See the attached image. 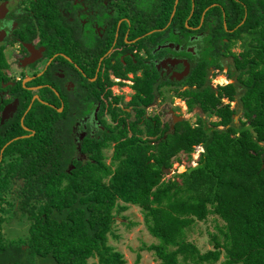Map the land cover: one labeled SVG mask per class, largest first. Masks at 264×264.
Returning <instances> with one entry per match:
<instances>
[{
    "label": "trees",
    "instance_id": "obj_1",
    "mask_svg": "<svg viewBox=\"0 0 264 264\" xmlns=\"http://www.w3.org/2000/svg\"><path fill=\"white\" fill-rule=\"evenodd\" d=\"M86 1L88 9L107 8L101 0ZM109 1L126 11L121 16L130 18L129 37L140 35L126 42L122 34L127 22H122L116 48L133 51L136 63L140 47L152 48L162 41V27L168 21L165 29L177 25L192 31L184 22L194 20L196 25L204 18L200 29L209 30L207 51L212 58L193 65L185 79L188 88L176 95L189 109L197 105L217 119L207 126L200 115L194 122L182 118L171 129L158 115H145V107L158 93L153 90L154 67L152 77L145 71L135 79L136 90L126 105L133 106L136 118L129 119V112L115 104L122 95L108 99L112 80L104 74L105 92L99 99L113 122L105 124L100 135L85 137L77 148L68 116L77 104L67 102L58 110L61 103L53 90H44L43 97L52 105L31 99L34 90L23 88L20 81L8 85V96L0 94V109L16 100L17 110L0 121V264H125L122 253L107 243V234L115 214L126 207L121 203L127 202L142 208L146 226L157 238L147 245L156 256L155 264H211L221 253L224 264H264V12L248 8L244 16L241 8L228 26L244 18L247 29L228 30L219 5H211L223 0ZM192 1L196 9L191 14ZM33 5L43 9L44 31L53 35L56 48L65 51L67 22L58 7L79 4L37 0ZM92 15L101 23L105 14ZM238 41L241 50L236 52L232 47ZM108 47L104 44L101 53ZM227 56L231 60L226 75L234 80L213 87L205 64L213 62L219 68L212 75L217 74ZM116 59L114 71L124 75L129 68ZM125 59L132 62L128 56ZM6 66L0 51V92H5L2 82L10 79L3 70ZM232 100L237 106H231ZM196 145L203 149L191 166ZM108 147L111 154L106 162L103 150ZM182 160L186 166L167 175L173 163ZM209 213L219 216L224 225L219 229L221 237L211 233L213 247L201 252L185 238V230ZM14 215L28 221L27 233L4 236L1 224Z\"/></svg>",
    "mask_w": 264,
    "mask_h": 264
},
{
    "label": "flooded vegetation",
    "instance_id": "obj_2",
    "mask_svg": "<svg viewBox=\"0 0 264 264\" xmlns=\"http://www.w3.org/2000/svg\"><path fill=\"white\" fill-rule=\"evenodd\" d=\"M101 1L105 3L107 8L88 9L86 0H74V2L79 4L74 8L58 7L67 22V33L64 39L65 51H63L60 48H56V45L53 44L51 38L53 35L44 31L43 27L45 26L42 19H45V16L40 15V11L43 9L33 5L34 3L37 4V0H0V51L7 62V66L3 70L6 71V75L10 78L2 82V87L4 88L1 90H5V92L1 91L0 94L8 96V90H11V88L7 86L20 81L23 88L38 90L35 98L43 102L52 104L43 100V97L47 94L44 90H53L58 96L57 98L62 108L67 102L72 105L77 104V108H72L68 115L73 140L77 143L87 136L100 135V131L105 129V124L113 122L111 113L103 111L101 100L99 99L105 92L104 74L112 80V83L109 84L111 90V94L108 96L109 100H112L113 96L118 94L114 92V90H118V87L114 88V86H117V84L119 86L126 85L127 88L122 90H136L133 86L136 77L141 76L145 71H148L149 78L152 77L154 74L153 67L157 72L153 90L158 91L167 88V90L176 95L177 90L188 88V84L184 83V81L190 74L193 65L204 58H208V61L212 58L207 50L204 51L206 46L210 44L208 39L209 30L207 28L200 29L204 22V18L200 17L196 25L192 24L194 20H190L189 24L186 21L184 22L188 29L192 31H185L177 25L171 26L170 30L165 29L170 26V21H168L162 27L164 30L162 41L152 48L140 47L138 52L139 62L136 63L137 59L133 51L126 49L123 52H119L118 48H116L121 28H124L122 22L124 20L127 22L125 31L122 34V38L126 42H133L140 35L129 37L130 18L125 15L121 16L126 11L121 10L117 4H114L116 2ZM177 2L178 0H176ZM221 2H212L211 5H219L222 12V24L228 30L247 29V27L243 26L244 18L232 26H228L233 22L234 17L239 14L238 10L240 12L241 8L244 16L248 14V8L256 7L264 12V0H223ZM194 9L196 8L192 1L191 14ZM96 12L105 14L102 16L101 23L95 20L96 15H92ZM173 12L174 10H172V14ZM211 19L214 21V18ZM149 32L151 31L147 33ZM108 43L109 47L101 53L104 44ZM169 43H171L170 46ZM27 45L30 46L32 52H30ZM7 46H9V53L12 56L10 59L12 63L6 58L5 48ZM116 56L122 61L123 68H129L124 75H118L114 71L117 67ZM125 56L130 57L132 62H128ZM30 57L32 58L31 60H24ZM167 57L185 58L188 65L184 69L185 64L182 60L171 64L169 62L170 59L166 62V65L160 64L157 67L156 64L159 63V60ZM220 62L222 64L220 70L225 69L224 74L226 75L228 63L226 60H221ZM136 64L143 65L133 69ZM13 65L19 68V72L11 76L9 71L13 68ZM205 66L209 72L207 76L212 75V72L219 68L215 67L213 62L206 63ZM183 70H185V73L179 79L174 76V72ZM224 74L216 76L214 80L216 79V82L220 83H222V80L228 82L227 75L224 76ZM160 82L162 84L159 85ZM34 95L35 93L32 94L31 99H35L33 98ZM78 96L80 97L78 100L76 99L75 103L74 98ZM178 97L184 100L181 96ZM13 101L10 100L5 104L13 103ZM120 101L115 102V104L129 113L131 110L135 111L132 105L126 106L128 101L124 105ZM4 105L0 109V118ZM68 107L69 104H67ZM16 110L17 108L11 110L7 118L12 117ZM172 113L176 114L172 108L168 107L154 114H150L146 110L145 115H158L161 120H163L161 116L167 115L168 119L165 120L170 125ZM139 124L142 125V120L139 121ZM80 134H82L81 140L79 138ZM142 137L144 138L146 135ZM83 157H86V155L84 154Z\"/></svg>",
    "mask_w": 264,
    "mask_h": 264
},
{
    "label": "rangeland",
    "instance_id": "obj_3",
    "mask_svg": "<svg viewBox=\"0 0 264 264\" xmlns=\"http://www.w3.org/2000/svg\"><path fill=\"white\" fill-rule=\"evenodd\" d=\"M262 21L264 22L263 19ZM240 43L241 41H238L236 45L232 47L233 51L237 52L241 50ZM206 50H208L207 46L204 51ZM9 51H10L9 46H7L5 48L6 58L9 60V62L12 63V61H10L12 56L11 53H9ZM223 60L230 61L231 56L224 57ZM224 70L225 69L220 70L217 73V75L214 74L208 76L210 83L218 84L219 82L216 83V79L214 80L212 78H215L220 74H224L225 73ZM18 72H19V68L15 65H13V68H11L9 71L11 76L18 74ZM224 76L226 75L224 74ZM227 79L228 81L234 80L233 78H228V77ZM225 82L226 81L222 80V83ZM115 87L116 88L118 87V90H114V92L118 94H122L123 96L122 100L120 101V103L123 105L125 104V102L129 100L131 93L135 92V90H122L127 88L126 85L119 86L117 84V86H114V88ZM33 93H35L36 95L38 93V90H34ZM79 97L80 96L74 98L75 103H76V99L78 100ZM223 100L227 101L226 98H224ZM230 104L231 106H237L238 102L237 100H232ZM126 106H130V105H126ZM168 107L172 108L176 114L182 116V118L184 119H188L190 122H194L198 115H200L204 119V122L207 126L210 125L211 120L217 119L215 116H207L206 114L201 112V109L197 105H194L192 109H189L186 105L185 100H181L180 97L173 94V92H171L170 90H167V88H165L164 90H158V93L156 94L154 101H152V103L146 107V110L148 113L154 114L156 112H161V110L167 109ZM128 118L135 119L136 118L135 111L131 110L128 115ZM161 118L168 119V116L163 115L161 116ZM236 122H238V119ZM201 149L202 147L200 145H196L195 150L192 151L191 153L192 158L189 161V164L191 166L196 165L198 151ZM103 151L106 156L105 160L106 162H108L110 159L109 156L111 154V147L104 148ZM179 163L181 164L179 165ZM179 163L177 164L176 162H174L171 168V172H169L167 175L171 174L173 172L172 170H177V171L181 170L180 166L183 165L185 167L187 164L186 161L184 160H182ZM120 203L121 202L119 201V204ZM121 204H125L124 206L126 207L122 210H119V212L115 214V220L112 225V230L107 234V243L111 245L114 249L119 250L122 253L125 259V264H155L157 261L156 256L152 250L147 248V245H149L152 242H156L157 238L149 232L146 226L145 215L143 213L142 208L138 204L129 203V202L121 203ZM223 225H224V221L219 216H217L215 213H209L205 219L195 220L191 225H189V227L186 228L185 238L187 240L194 242L198 246L199 250L203 252L213 247L211 233H217L221 237L219 229L222 228ZM27 227H28V221L24 218L18 219L16 215L10 217L8 221L1 224L2 233L4 236L7 237H19L23 234H26ZM224 259H225L224 253H221L219 259L211 264H224ZM182 264H186V263H182ZM201 264H210V263L203 262Z\"/></svg>",
    "mask_w": 264,
    "mask_h": 264
},
{
    "label": "water",
    "instance_id": "obj_4",
    "mask_svg": "<svg viewBox=\"0 0 264 264\" xmlns=\"http://www.w3.org/2000/svg\"><path fill=\"white\" fill-rule=\"evenodd\" d=\"M170 45H171V43H169V46H170ZM27 46H28L30 52H32V50L30 49V46H29V45H27ZM31 59H32V58L30 57V58H25L24 60L28 61V60H31ZM170 59H171V60H170ZM169 60H170V61H169ZM181 60H182V61L184 62V64H185V68H184V69H186V66L188 65V62H187V60H186L185 58H182V59L175 58V57H174V58H170V57L162 58L161 60H159V63L156 64V65H157V67H159L160 64H164V65H166V64H167V63H166L167 61L171 62V64H174V63L180 62ZM184 73H185V70H183V71H181V72H174L173 74H174V76H175L176 78L179 79L182 75H184ZM35 97H37V95H34V96H33V98H35ZM38 98H39V97H38ZM15 103H16V100L13 101V103H7V104L4 105V107H3V109H2V112H1V119H0L1 122H2L5 118H7L8 115H9V112L15 108V106H16ZM57 109H58V110H61L62 107H61V106H60V107H57ZM171 111H172V110H171ZM238 116H239V114H235V115H234V120H235V121H237ZM181 119H182V116H180V115H176V114L172 113V121H171V123H170V128L172 129V128L174 127V123H175L176 121H178V120H181ZM23 126H24V128L28 129L27 126H25V125H23ZM82 133H83V132H82ZM21 136H24V135H21ZM17 137H19V136H16V137H14V138H17ZM79 138H80V140L82 139V134L79 135ZM11 140H12V139H11ZM11 140H9V141H11ZM9 141H8V142H9ZM8 142H6V144H7ZM79 144H80V141L77 143V148H79Z\"/></svg>",
    "mask_w": 264,
    "mask_h": 264
},
{
    "label": "clouds",
    "instance_id": "obj_5",
    "mask_svg": "<svg viewBox=\"0 0 264 264\" xmlns=\"http://www.w3.org/2000/svg\"><path fill=\"white\" fill-rule=\"evenodd\" d=\"M212 79H214V78H212ZM217 83V82H216ZM220 83V82H219ZM221 84H223V83H221ZM212 86H216V84L214 85V84H212ZM173 171V170H172Z\"/></svg>",
    "mask_w": 264,
    "mask_h": 264
},
{
    "label": "built area",
    "instance_id": "obj_6",
    "mask_svg": "<svg viewBox=\"0 0 264 264\" xmlns=\"http://www.w3.org/2000/svg\"><path fill=\"white\" fill-rule=\"evenodd\" d=\"M214 85H215V84H214ZM200 146H201V145H200ZM201 147H202V146H201ZM202 149H203V148H202ZM202 149H201V150H202ZM201 150H199V151H201ZM199 151H198V153H199Z\"/></svg>",
    "mask_w": 264,
    "mask_h": 264
},
{
    "label": "crops",
    "instance_id": "obj_7",
    "mask_svg": "<svg viewBox=\"0 0 264 264\" xmlns=\"http://www.w3.org/2000/svg\"><path fill=\"white\" fill-rule=\"evenodd\" d=\"M184 83H186L185 81H184ZM184 90V89H183Z\"/></svg>",
    "mask_w": 264,
    "mask_h": 264
}]
</instances>
